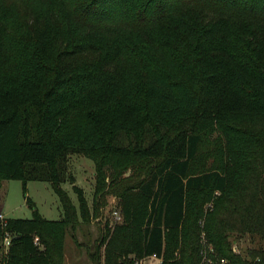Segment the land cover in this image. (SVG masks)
I'll use <instances>...</instances> for the list:
<instances>
[{
	"label": "trees",
	"instance_id": "16d2710c",
	"mask_svg": "<svg viewBox=\"0 0 264 264\" xmlns=\"http://www.w3.org/2000/svg\"><path fill=\"white\" fill-rule=\"evenodd\" d=\"M72 153L94 162L91 204ZM10 178L49 181L62 213L0 223L5 264H65L66 232L107 193L122 220L93 264H201L202 231L213 256L264 264V0H0V186ZM246 233L260 241L244 254L232 236Z\"/></svg>",
	"mask_w": 264,
	"mask_h": 264
},
{
	"label": "rangeland",
	"instance_id": "374dc122",
	"mask_svg": "<svg viewBox=\"0 0 264 264\" xmlns=\"http://www.w3.org/2000/svg\"><path fill=\"white\" fill-rule=\"evenodd\" d=\"M206 159L207 157H204L200 162L206 163L207 160L208 164L212 162V158ZM67 169L74 176V184L82 188L85 197L91 204L96 174L92 159L81 153H72L67 162ZM108 179L106 177L107 181ZM61 187L67 191L77 207L78 198L72 183L65 180L61 183ZM34 209L49 219L60 217L62 208L59 197L49 181L32 179L24 182L15 178L2 180L0 186V213L5 218H29L33 215ZM116 211L121 215L119 220L115 218ZM121 220L122 213L119 198L114 193H107L106 202L101 205L98 215L91 214L88 221L79 220L75 229L66 232L64 238L65 264H93L91 253L95 243L98 242V236L106 227L105 224L112 227ZM232 238H234L235 250L244 254L247 253L248 248L258 245L260 241L258 236H252L249 233L233 235ZM160 261L151 257L148 258L146 264H158Z\"/></svg>",
	"mask_w": 264,
	"mask_h": 264
},
{
	"label": "built area",
	"instance_id": "2783aa9c",
	"mask_svg": "<svg viewBox=\"0 0 264 264\" xmlns=\"http://www.w3.org/2000/svg\"><path fill=\"white\" fill-rule=\"evenodd\" d=\"M115 218H117L118 220L121 219V215L118 214L117 211L115 212ZM6 221H7V218H5L2 213H0V223H1L2 227L6 224ZM11 236H12V233L9 230H4V232L1 236V239H0V264H5V262H3V257L4 256L6 257L8 254V246H9L10 241H11ZM34 243L35 244L40 243V241L37 237L34 238ZM201 243L203 245L202 250H201L202 255H203L201 264H231L230 260L226 257H215V256H213L216 254V250H215L213 244L207 240V236H206L205 231H202ZM151 257L155 258L159 261L161 260L160 257H158L157 255H155V253H153L151 255H147V256H144L140 259L135 260V264L147 263L148 258H151Z\"/></svg>",
	"mask_w": 264,
	"mask_h": 264
}]
</instances>
